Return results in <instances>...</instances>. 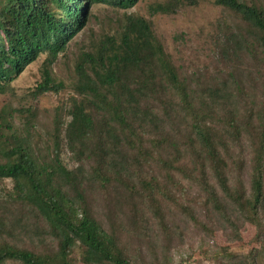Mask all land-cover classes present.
Instances as JSON below:
<instances>
[{
	"label": "trees",
	"instance_id": "trees-1",
	"mask_svg": "<svg viewBox=\"0 0 264 264\" xmlns=\"http://www.w3.org/2000/svg\"><path fill=\"white\" fill-rule=\"evenodd\" d=\"M138 1L0 0V264H170L202 209L258 230L221 264H264V0H210L230 20L208 76L150 19L200 0Z\"/></svg>",
	"mask_w": 264,
	"mask_h": 264
},
{
	"label": "rangeland",
	"instance_id": "rangeland-1",
	"mask_svg": "<svg viewBox=\"0 0 264 264\" xmlns=\"http://www.w3.org/2000/svg\"><path fill=\"white\" fill-rule=\"evenodd\" d=\"M156 1L159 0H139L134 8L147 14L148 6ZM150 19L165 50L183 70H200L199 73L208 76L225 68L222 61L217 60L211 43L218 21L230 20L220 6L210 0H200L195 6H184L173 13H155ZM37 63L28 66L13 82L11 90L17 98L33 86L38 77ZM64 94L46 92L37 98L35 104L39 109L51 108L63 100ZM66 132L64 128L62 134L66 135ZM239 232L240 239L228 240L215 218L202 209L196 223L190 224L183 234V244L171 250L170 264H221L219 255L223 252L245 253L258 240L259 233L251 223H244Z\"/></svg>",
	"mask_w": 264,
	"mask_h": 264
}]
</instances>
